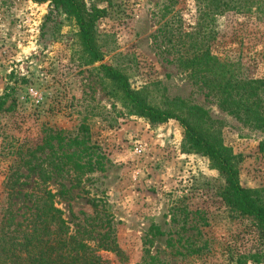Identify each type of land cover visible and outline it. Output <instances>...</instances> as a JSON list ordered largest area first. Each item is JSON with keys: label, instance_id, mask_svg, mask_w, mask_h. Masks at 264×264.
<instances>
[{"label": "rangeland", "instance_id": "1", "mask_svg": "<svg viewBox=\"0 0 264 264\" xmlns=\"http://www.w3.org/2000/svg\"><path fill=\"white\" fill-rule=\"evenodd\" d=\"M83 2L107 9L95 22L102 60L88 54L75 17L50 0H0V218L10 208L22 220L31 210L27 194L50 189L71 231L90 230L84 237L93 247L92 230L112 219L123 252L100 250L110 264H264L257 221L225 202L226 176L217 164L190 149L177 119L152 124L101 67L124 73L131 89L156 107L172 111V102H181L196 130L213 129L241 155L240 183L262 187L264 117L229 112L180 57L183 43L198 46L205 36L225 77L259 85L264 100V5L258 13H210L197 25V0ZM81 126L105 168L73 187L57 177L65 169L61 174L49 161L74 148L57 139L53 148L36 147L57 131L66 139L81 136ZM9 173L20 179L11 199L4 190Z\"/></svg>", "mask_w": 264, "mask_h": 264}, {"label": "trees", "instance_id": "2", "mask_svg": "<svg viewBox=\"0 0 264 264\" xmlns=\"http://www.w3.org/2000/svg\"><path fill=\"white\" fill-rule=\"evenodd\" d=\"M50 1L75 17L88 54L93 60H102L104 55L96 41L95 22L106 15V7H97L95 3H90L89 7H86L83 0ZM202 2L204 0H197L199 5L197 25H201L200 20L204 21L210 13L214 15L227 11L258 13L259 9L262 11L264 5V0H209L207 4ZM262 16L257 18L262 19ZM194 33L196 32L190 34ZM202 39L205 41V36H202ZM204 41L198 46L181 43V46H184L183 55L180 57L182 66L198 83L207 87L209 93L221 99L223 102L221 104L229 112L240 114L243 112L242 109L254 111L255 114L260 113L256 120L261 121L264 117L262 104L264 100L259 98L258 94L261 91L259 85L255 86L252 81L240 76L225 77L221 71L224 62L209 55V49ZM179 45H176L177 50L181 52ZM101 67L108 77L119 84L137 111L146 116L152 124H161L170 118H175L181 123L184 127L185 143H189L190 149L208 155L225 174L223 193L225 202L233 210L252 216L264 236V186L247 188L240 183L238 167L241 155L233 153L223 144L213 129L196 130L194 125L183 117L187 111L181 102L176 100L172 102L174 111L156 107L131 89L124 73L107 63H102ZM253 96L255 99L252 100ZM253 106L256 108L253 109ZM195 113L189 111L190 115ZM80 131L84 134L68 139L59 131L49 133L46 139H43V144L36 147L37 150L45 146L53 148L52 139H57L60 143L63 142L65 147L74 148L70 153L56 154L49 161V165L57 172L61 173L65 169V173L57 177L69 181L73 187L79 186L87 174L95 170L104 171L105 168L104 156L97 151L99 147L91 143L87 127L81 126ZM34 151L35 149L32 152ZM29 163L31 160H27L23 165ZM19 180V176L14 173L6 175L4 190L7 199H11L14 186ZM27 196L31 202V210L26 217L16 220L15 214L8 208V212L0 218V264H110L109 260L99 253L100 250L114 252L117 255L123 252L110 225L111 218H106L103 230H92L97 240V246L93 247L88 243L87 237H84L90 230L83 227V230L77 228L71 231L62 209L56 206L54 193L50 189H44L39 193L31 192ZM93 204L95 215H100L98 204Z\"/></svg>", "mask_w": 264, "mask_h": 264}]
</instances>
